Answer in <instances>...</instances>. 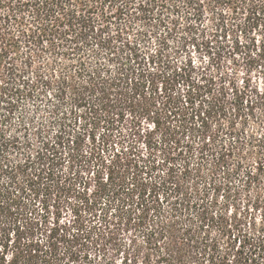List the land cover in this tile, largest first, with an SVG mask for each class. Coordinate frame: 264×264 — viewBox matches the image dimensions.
<instances>
[{
    "label": "trees",
    "instance_id": "obj_1",
    "mask_svg": "<svg viewBox=\"0 0 264 264\" xmlns=\"http://www.w3.org/2000/svg\"><path fill=\"white\" fill-rule=\"evenodd\" d=\"M261 10L264 0H0V264H59L56 243L21 241L19 208L60 187L58 166L79 151L81 120L85 129L100 126L126 104L149 113L154 108L168 120L156 142L165 172L160 168L142 181L138 162L119 158L105 165L107 181L98 182L95 199L86 204L100 207L105 219L63 233V256L77 257L81 247L97 249L132 231L134 264L139 254L140 264H175L192 252L205 259L204 228L215 216L211 194L215 205L219 197L251 202L255 188L251 208L258 210L264 95L236 90L229 107L216 100L194 108L188 99L191 60L178 66L171 53L190 45L211 54L227 37L239 46L237 16L245 25ZM165 61L168 71L160 73L171 88L149 90L145 70L152 75L155 69L146 66ZM180 82L184 94L175 91ZM28 103L34 116L24 113ZM160 126L153 123L155 130ZM262 222L260 229H237L241 247L249 250L246 264H264ZM11 231L16 240L9 246Z\"/></svg>",
    "mask_w": 264,
    "mask_h": 264
},
{
    "label": "rangeland",
    "instance_id": "obj_2",
    "mask_svg": "<svg viewBox=\"0 0 264 264\" xmlns=\"http://www.w3.org/2000/svg\"><path fill=\"white\" fill-rule=\"evenodd\" d=\"M237 17L238 20L235 21L240 20L242 23L241 32L238 33L239 46H235L232 38L227 37L223 45L215 44L211 54L204 48L197 49L190 45L179 54L171 53V61L178 66H182L185 58L191 60V90L188 99L194 102V108H198L201 103L204 110L209 102L216 100L225 101L229 107L228 103L236 90L250 96L251 93L264 95L260 91L264 86V10L258 11L245 25L242 16ZM168 66L169 62L166 61L161 65L146 66L149 71L155 69L150 72L152 75H148L145 70V75L151 81V84L147 85L149 90L157 88L161 93V90L171 88L166 83L167 78L160 73L168 71ZM174 88L177 93L184 94L187 91L182 82ZM23 110L25 114L34 116L32 104H26ZM152 110L153 112L149 113L140 107L133 108L126 104L124 109L119 111L120 114L110 118L108 123L91 129H85L83 120L78 123L82 133L79 151L58 166L60 187L51 195H40L34 201L25 200L19 208L17 226H23L20 228L22 242L33 239L42 243H56L57 251L61 252L59 264H124L126 259L129 260L127 264H134L130 260L137 256L138 248L130 243L132 231L121 232L114 240L100 242L97 249L92 246L81 247L83 252L77 257L71 256L70 253L63 256L67 245L61 241V236L63 233L76 232L75 228L79 223L89 227L105 219L100 207L95 211L86 204L87 200L95 199L98 182L107 181L105 165L110 161L120 158L121 163H124L123 160L132 164L138 162V180L142 181L154 179L157 173H161L159 169L163 168L158 164L163 158L162 147L156 142H159L165 132V122L168 120L163 112L154 108ZM157 121L161 124L159 130L153 127V123ZM212 126H216L215 121ZM251 128L250 124L247 130ZM249 197L251 202L243 196L240 199L235 198V202L234 198L225 201L219 197L215 205L211 194L209 201L213 202L211 211L215 216L210 220L208 229L204 228L209 237H206L210 247L209 254L203 259L196 257L192 252L175 264H246L245 258L249 256V250L241 247L243 242L237 229L248 231V227L253 224L256 229H260L264 220V216H261L264 213V195L260 199V207L254 211L251 207L254 205L253 199L257 198L255 188L250 190ZM8 240L11 246L16 240L14 232L11 231ZM137 258V264H140L142 254Z\"/></svg>",
    "mask_w": 264,
    "mask_h": 264
},
{
    "label": "snow or ice",
    "instance_id": "obj_3",
    "mask_svg": "<svg viewBox=\"0 0 264 264\" xmlns=\"http://www.w3.org/2000/svg\"><path fill=\"white\" fill-rule=\"evenodd\" d=\"M260 91L264 93V86L261 87Z\"/></svg>",
    "mask_w": 264,
    "mask_h": 264
}]
</instances>
